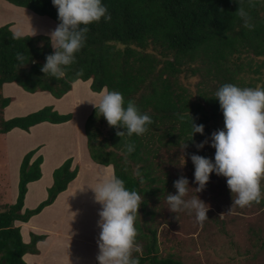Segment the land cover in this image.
<instances>
[{
	"label": "trees",
	"instance_id": "trees-1",
	"mask_svg": "<svg viewBox=\"0 0 264 264\" xmlns=\"http://www.w3.org/2000/svg\"><path fill=\"white\" fill-rule=\"evenodd\" d=\"M4 2L59 23L52 0L0 1ZM102 2L110 20L102 18L88 26L85 46L61 79L41 71L46 56L53 52L49 36H18L11 31V23L0 27V96L4 84H15L28 94L46 92L59 100L77 81H90L92 93L107 86L109 90L120 91L125 102L133 101L142 113L148 114L153 123L145 134L120 137L117 132L124 129L109 126L98 106L95 107L84 127L87 151L94 163L112 166L126 187L143 197L135 222L141 252L133 253L139 256L140 264H183L171 256L158 255L155 213L149 206L151 198L159 192L171 191L175 180L167 187L169 181L156 175V160L163 149L198 144L199 139L205 140L218 123L224 122L215 93L226 83L236 84V77L243 70L236 63L241 56L252 54L263 60L254 74L260 76L258 80L264 86V73H260V68L264 69V3L252 0L250 5L249 0H243L242 6L254 24L250 30L236 13L241 0ZM18 52L25 56L24 65L16 59ZM188 71L193 76L204 73L210 82L220 85H208L207 91L198 94L199 100L192 102L178 81ZM238 86L242 87L240 83ZM1 98L2 117L11 99ZM189 115L194 123L204 125V135L196 133L191 139ZM72 117L71 113L59 114L52 106H45L23 117L10 120L2 117L0 134L14 129L29 132L41 123L64 124ZM128 143L135 145L131 154L126 153ZM35 153L36 150L28 152L21 161L16 202L0 209V264H25L23 256L37 252L36 244L44 236H32L31 242L25 244L15 223H25L52 205L77 176L78 170H71L72 159H67L53 171L47 199L35 209L23 211L27 185L41 178L42 157L31 162Z\"/></svg>",
	"mask_w": 264,
	"mask_h": 264
},
{
	"label": "clouds",
	"instance_id": "clouds-1",
	"mask_svg": "<svg viewBox=\"0 0 264 264\" xmlns=\"http://www.w3.org/2000/svg\"><path fill=\"white\" fill-rule=\"evenodd\" d=\"M260 2L264 3V0ZM251 3L252 0H249ZM52 4L57 9L59 23L48 34L53 52L46 56L41 71L61 79L85 46L88 26L111 17L102 0H52ZM242 5L243 0L236 13L244 27L251 30L254 28L252 18ZM34 35L36 32H33ZM16 59L24 65L23 53L18 52ZM95 94L101 97L98 110L108 125L124 129L117 132L118 136H141L149 130L152 118L142 113L133 101L125 102L120 91L109 90L105 86ZM215 96L223 114L224 128L211 134L210 146L215 149L214 158L190 155L194 165V183L198 185L194 190H205L211 174L215 173L226 178L230 192L235 194L233 206L244 208L253 203L259 204L264 199V86L240 87L226 83L216 91ZM190 119L191 139L196 133L204 135V125L194 123L191 116ZM208 143L206 139L196 147L201 150ZM134 151L135 145L128 143L126 153ZM108 167L111 174L100 177L92 189L95 201L101 205L97 221L100 232L96 260L98 264H140L139 256L133 253L141 252L136 242L138 229L135 222L143 197L138 191L128 189L125 181ZM136 174L139 175V171ZM173 186L175 194L166 196L171 212L187 210L194 213L201 225L209 220V206L203 200L198 196L186 199L189 189H192L187 177H179Z\"/></svg>",
	"mask_w": 264,
	"mask_h": 264
},
{
	"label": "crops",
	"instance_id": "crops-1",
	"mask_svg": "<svg viewBox=\"0 0 264 264\" xmlns=\"http://www.w3.org/2000/svg\"><path fill=\"white\" fill-rule=\"evenodd\" d=\"M0 7L19 14L20 18L16 20L5 18L0 21V24L11 21V31L18 36H33V32H36L26 29L25 26L32 17L41 20L45 26L43 32L41 31L43 35L49 36L53 30L48 24L57 26L47 17H39L8 3H0ZM89 87V81H77L67 95L57 100L46 92L28 94L15 84L2 86L1 96L11 99L2 113L4 120L26 116L45 106H52L59 114L73 115L72 120L64 124L41 123L32 127L29 132L14 129L4 134L5 148L3 159L0 161L5 169V172L0 173V204L3 207L7 206L8 202L10 205L16 202L19 168L26 153L36 150L31 162L41 156L42 163L41 178L27 185L23 211L35 209L47 199L48 189L53 184V171L67 159L71 158L72 166L78 168L76 178L66 191L58 195L52 205L25 223H15L25 244L31 242L32 236H44L43 240L37 242L35 254L27 253L23 256L25 264H98L96 257L99 251L97 240L100 229L97 221L101 205L95 201L92 189L100 177L111 173L109 167L94 163L87 151L84 121L95 108L93 104L98 106L101 99L92 93ZM13 94L23 100L16 99ZM90 98H96V101L91 103ZM22 101L26 105H23ZM80 118L83 119L82 122ZM44 129L56 130L59 135L49 138V135L40 133V130ZM110 167L111 172H114L112 166Z\"/></svg>",
	"mask_w": 264,
	"mask_h": 264
},
{
	"label": "rangeland",
	"instance_id": "rangeland-1",
	"mask_svg": "<svg viewBox=\"0 0 264 264\" xmlns=\"http://www.w3.org/2000/svg\"><path fill=\"white\" fill-rule=\"evenodd\" d=\"M0 1L3 2V0ZM5 18L16 20L20 16L14 10L8 12L0 7V21ZM31 19L26 23V29L36 31L37 34L34 36L43 35L41 31L43 32L45 26L41 20L36 17ZM10 22L0 24V27L10 24ZM28 24L30 25L28 26ZM48 25H50L49 28L55 29L56 27L54 24ZM250 60L252 61L250 62ZM262 62L261 58H256L252 54L241 56L236 63L242 65L243 70L236 77V85L240 83L242 87L253 88L261 86L262 83L258 80L260 76H256L254 71ZM189 73L190 71L183 73L178 81L186 89L192 102L199 100L198 94L207 91L208 85L212 84L215 87L220 85L216 81L210 82L204 73L195 76ZM260 73H264V69L260 68ZM13 97L23 100L15 94ZM90 99H92L90 100L91 103L96 101V98ZM1 101L0 96V105ZM22 102L23 105H26L24 101ZM1 112L0 106V119H2ZM82 120L80 118V122ZM86 120L87 118L84 121V127ZM223 128L224 122H220L217 124L216 130ZM107 130L108 127L104 129V132L107 133ZM214 131H211L206 138L209 143L205 144L203 149L198 150L197 143L190 146L186 145V147L184 144L178 148H169L168 151L163 149L160 158L156 160V164H158L156 175L169 181L167 187L171 185L172 180L185 176L189 180L190 188H192L189 189L186 199L198 196L209 206L207 212L209 220L201 225L196 221L194 213H189L187 210L178 213L170 211L166 196L167 194H175L176 189L174 187L169 192H167L168 190L163 194L159 192L157 196L151 198L149 209L155 213L154 224L157 228L158 255L161 258L171 256L183 264H264V199L259 204L253 203L244 208L233 206L235 194L230 192L226 178L217 176L215 173L211 174L205 190L202 192L194 190L198 185L194 183V165L190 155L205 156L209 154L205 157L214 158L215 149L210 146V137ZM40 133L49 135V138L59 135L56 130L52 129L40 130ZM205 140L199 139L197 142L199 144ZM4 148L5 136L0 134V161L3 159ZM74 169L78 170L77 167L74 168L71 165V170ZM1 172H5V169L0 164ZM1 205L0 208H4ZM6 205H10L9 202ZM222 214L223 217H221Z\"/></svg>",
	"mask_w": 264,
	"mask_h": 264
}]
</instances>
